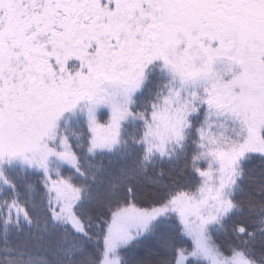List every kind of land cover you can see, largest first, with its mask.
<instances>
[{
  "label": "snow or ice",
  "instance_id": "obj_1",
  "mask_svg": "<svg viewBox=\"0 0 264 264\" xmlns=\"http://www.w3.org/2000/svg\"><path fill=\"white\" fill-rule=\"evenodd\" d=\"M0 264H264V0H0Z\"/></svg>",
  "mask_w": 264,
  "mask_h": 264
}]
</instances>
